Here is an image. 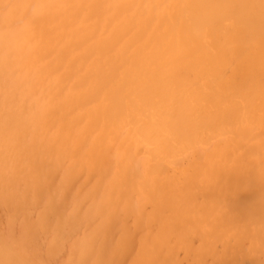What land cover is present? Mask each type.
Here are the masks:
<instances>
[{
    "label": "bare ground",
    "instance_id": "bare-ground-1",
    "mask_svg": "<svg viewBox=\"0 0 264 264\" xmlns=\"http://www.w3.org/2000/svg\"><path fill=\"white\" fill-rule=\"evenodd\" d=\"M5 206L0 264H264V0H0Z\"/></svg>",
    "mask_w": 264,
    "mask_h": 264
},
{
    "label": "rangeland",
    "instance_id": "rangeland-1",
    "mask_svg": "<svg viewBox=\"0 0 264 264\" xmlns=\"http://www.w3.org/2000/svg\"><path fill=\"white\" fill-rule=\"evenodd\" d=\"M78 103L73 104L72 106H78ZM141 155L137 156V160L141 161ZM16 188H19L17 186ZM6 193V192H5ZM2 196V195H1ZM3 197V196H2ZM27 224L26 219L22 216V214H18V210H15V208L11 206H5L2 209H0V232L8 233L13 237V240L15 238L25 235L26 239H30L33 237H37L36 233L30 234L28 233L25 225ZM241 225H247L246 227V238L248 240V243H257L258 239H261L262 235V227L260 225H257L253 222L252 216L248 215L241 221ZM88 223H82L79 229V233L77 234H71V233H62L59 235V238L61 240L66 241H72L74 242L77 238L74 236H84L87 233V227ZM239 226L236 227V229ZM40 239L36 242H30L26 246V250L28 252V255L30 258H33L34 261H44L46 264H58L55 261L52 260H46L45 250H47L48 247V241L49 239L53 238L52 235L49 233L41 234L39 237ZM239 244L238 242L231 243L226 245L228 248H232L233 246ZM30 249V250H29ZM255 253H258L256 251ZM257 255V254H255ZM237 263H245L248 264V260H251V258L242 259L240 257H236Z\"/></svg>",
    "mask_w": 264,
    "mask_h": 264
}]
</instances>
